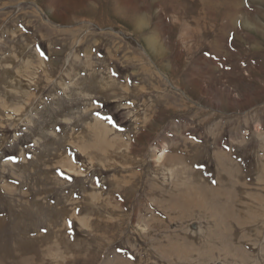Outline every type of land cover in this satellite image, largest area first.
I'll return each mask as SVG.
<instances>
[{
  "label": "rangeland",
  "instance_id": "rangeland-1",
  "mask_svg": "<svg viewBox=\"0 0 264 264\" xmlns=\"http://www.w3.org/2000/svg\"><path fill=\"white\" fill-rule=\"evenodd\" d=\"M29 241L264 264V0H0V264Z\"/></svg>",
  "mask_w": 264,
  "mask_h": 264
},
{
  "label": "bare ground",
  "instance_id": "bare-ground-1",
  "mask_svg": "<svg viewBox=\"0 0 264 264\" xmlns=\"http://www.w3.org/2000/svg\"><path fill=\"white\" fill-rule=\"evenodd\" d=\"M221 160V159H220ZM226 190V192L227 193H230V194H232L231 192H229L231 189H225ZM236 192H238L237 190L235 191V193ZM190 194V193H189ZM233 195V194H232ZM235 195V194H234ZM192 194H190V195H187V197L185 198V200H184V202H182V205L183 206H190V203L194 200V199H192ZM228 209V208H227ZM229 211V210H228ZM44 245H47V246H42V248H41V252L43 253V252H45V250L46 251H48L47 249H50L51 248V245L50 244H44ZM39 247H41L40 245H38L35 241H29V242H26V243H23V244H18L17 246H16V249H17V251H19V252H17L18 254H19V257H20V261H19V263L20 264H25L26 262H27V259L26 258H24V257H22V253H29L30 251H32V250H37ZM15 249V248H14ZM15 249V250H16ZM15 253H16V251H15ZM25 256V255H24Z\"/></svg>",
  "mask_w": 264,
  "mask_h": 264
}]
</instances>
